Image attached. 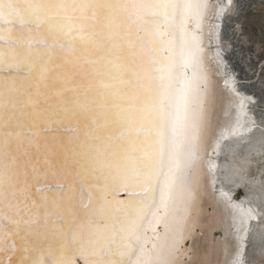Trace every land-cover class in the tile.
<instances>
[{
  "label": "snow or ice",
  "instance_id": "obj_1",
  "mask_svg": "<svg viewBox=\"0 0 264 264\" xmlns=\"http://www.w3.org/2000/svg\"><path fill=\"white\" fill-rule=\"evenodd\" d=\"M203 7L0 0V233L21 223L45 229L30 264H169L172 246L149 249L141 230L165 222L198 146L203 99L188 29ZM72 122L77 135L59 150L40 131L50 126L55 137ZM21 167L46 185L62 172L67 185L53 181L52 196L37 189L42 203L29 205L18 195L26 190ZM118 189L133 195L113 203L108 193Z\"/></svg>",
  "mask_w": 264,
  "mask_h": 264
},
{
  "label": "bare ground",
  "instance_id": "obj_2",
  "mask_svg": "<svg viewBox=\"0 0 264 264\" xmlns=\"http://www.w3.org/2000/svg\"><path fill=\"white\" fill-rule=\"evenodd\" d=\"M262 4L264 0H204L202 15L189 25L188 39L199 58L202 131L165 222L153 221V232L146 221L147 233L141 230L149 249L153 243L172 246L169 264H249L264 256V52L256 60L253 49L256 43L264 49V15L255 10ZM240 37H246L248 46ZM182 39L177 32L178 62ZM76 135L63 144L72 143ZM46 141L59 150L57 139ZM53 166L60 169L63 163L55 160ZM29 174L19 169L25 187L33 180ZM48 178L68 182L62 172ZM119 192L126 197L118 199ZM132 195L118 189L110 191L108 198L113 203L127 202ZM216 230L223 236L215 238ZM188 238L191 244L185 248ZM30 248L32 258L38 257L35 243Z\"/></svg>",
  "mask_w": 264,
  "mask_h": 264
},
{
  "label": "water",
  "instance_id": "obj_3",
  "mask_svg": "<svg viewBox=\"0 0 264 264\" xmlns=\"http://www.w3.org/2000/svg\"><path fill=\"white\" fill-rule=\"evenodd\" d=\"M214 2L215 0H211ZM201 46V45H200ZM82 126V125H81ZM42 135L45 137V139H50V137L53 136V132L57 131L56 129L52 127H48L45 129L40 130ZM77 132V125L76 123H71V126H66L64 128H60L58 131V134L54 137V139H57L58 141L57 146L62 142L66 141V139L69 136H73ZM55 160L58 162V159L56 156L52 157L53 163ZM59 164L61 162H58ZM48 165L41 164L40 167H47ZM29 172L32 174L31 169L27 170V175H30ZM28 178V176H26ZM33 179V178H32ZM49 184H43V183H37L34 179L29 183V185H35V187H25V191L22 193L23 200L25 197H28L27 203L29 205L32 204V201L35 200L37 203H42L40 192L37 191V189H40L43 192H49V188L55 189L57 187L56 183H54L53 178H48ZM57 181V180H56ZM60 181V180H58ZM65 185H67V182H65ZM55 191L49 192V195ZM118 199H124L126 197L125 192H119L117 193ZM23 206V205H21ZM8 212H5V220H4V226L8 227V221L7 216ZM19 219V217H17ZM11 231H4L0 233V242L6 241V243H3V250L0 251V264H28L30 260L32 259L33 254H31V248L30 245L35 243V246L40 250L42 245H40V242L43 240H46L45 235L42 236V231L45 232V229L43 227L36 228L33 227L32 232H28L26 230V226L21 223L19 227L16 225H11ZM39 233V236L38 234ZM197 234H199L198 230L196 231ZM42 236V241H40V238ZM221 230H216L214 232V237H222ZM38 238L37 243L34 242V239ZM35 239V240H36ZM191 244V239L188 238L184 241L183 247L188 248ZM29 245V246H28ZM38 250V251H39ZM40 255V253H39ZM80 260H78V264Z\"/></svg>",
  "mask_w": 264,
  "mask_h": 264
},
{
  "label": "rangeland",
  "instance_id": "obj_4",
  "mask_svg": "<svg viewBox=\"0 0 264 264\" xmlns=\"http://www.w3.org/2000/svg\"><path fill=\"white\" fill-rule=\"evenodd\" d=\"M255 10H257V11H261V13H263V15H264V4H262V5H258V6H256L255 7ZM237 30L241 33V31H240V27H238L237 28ZM240 39H242L243 41H242V44L243 45H245V46H248V41H247V39H246V37H240ZM247 41V42H246ZM254 52H255V54H254V57L256 58V60H257V58H258V56H260V54H263V52H264V49L259 45V44H255L254 45ZM243 194V193H242ZM240 195V194H239ZM242 250H240V254L242 253L241 252ZM238 262H235V264H237ZM264 264V256L263 257H260V258H253V259H251L250 261H249V264Z\"/></svg>",
  "mask_w": 264,
  "mask_h": 264
}]
</instances>
